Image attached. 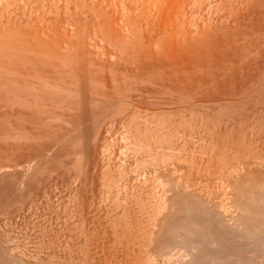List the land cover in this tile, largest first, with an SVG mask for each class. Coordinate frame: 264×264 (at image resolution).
<instances>
[{
    "label": "bare ground",
    "instance_id": "bare-ground-1",
    "mask_svg": "<svg viewBox=\"0 0 264 264\" xmlns=\"http://www.w3.org/2000/svg\"><path fill=\"white\" fill-rule=\"evenodd\" d=\"M190 1L191 0H0V215L3 214V212L4 213L7 212L6 208L9 204L22 201L21 203L22 205H24L23 201L25 202L26 199L31 198L30 196L32 194L34 195V193L36 192V195H37L38 193L42 192V186L44 185L43 182L45 181V184L48 185V182H46L48 180L47 178L55 176V174H58V175L63 174L64 176L65 172H68L69 174L71 173L72 174L71 178L73 179V181H76L77 185L78 183L80 184V182L82 183L81 185H83V186L79 185L76 188L78 187L80 188V186L83 188L85 185L88 186V184H89L88 187H90V185L92 187L93 185L92 183L96 180V176H99V173L103 170H104L103 172H105V169H103V167L105 168L104 166L105 162H106V165H108L109 167V164H107V160L113 159V158L107 157V155L109 154L106 155V152L109 149L110 151H112L111 148H109L110 147L109 139L112 136L109 139L107 137L109 122H111V120L114 119L118 114L123 113V111L126 110L125 109L126 107L127 109L130 108L131 110L132 108H134L136 111H138V109L141 108V105L143 103L141 105L139 104L137 105V102L141 103L144 100L143 102H145V105H146L147 100L152 99V98L154 99V94L156 93H161L169 97L170 103L169 102L168 103L170 105L181 101L182 103L181 102L179 103L181 104L184 103V105L186 106L185 107L186 111L189 112L188 115L191 114L192 118L188 117L187 119L189 120L190 118L189 123L183 117L184 118L183 120L187 123V126H184L185 122L182 123V119H180L182 118V115L180 113L184 111L180 109L182 111V112H179L178 114L180 115V118H179L180 125L178 122H177L178 123L177 125L176 121H178V119H175V117L177 118V116H173V115H177L179 109H175L173 107V110L175 109V112L173 111L174 112L173 114L172 111H169L171 110V108L169 107L167 111L168 112L167 116L169 117V115L170 116L172 115L174 117L175 122L172 119L173 117L172 118L170 117L169 121H171L170 124L172 123L173 124L172 126L174 128H175V124H176V128L178 127L176 130L177 132H175L176 134L180 133L181 129L179 126L181 125H182L181 128H183V126L185 128L187 127L189 128L190 124L191 126L192 124L195 125V127L192 126L194 127L192 131L190 130L191 134L194 133L193 131L195 130L196 126H198V128L200 127L206 128L205 132H202L204 135V138L206 136L209 138L207 139L208 140L207 145L205 143L206 145L205 150L206 149H208L209 151L212 150V153L215 154L214 155L215 158H218L217 161L216 159L213 161L214 159L213 154L207 151L209 152L207 153V156L208 154H210L209 156H213V157L211 158L208 156V158L210 159L208 160L207 158L206 162L210 161L212 164L214 162L217 165L219 163H216V162H219V158L221 159V161L223 160L225 161L224 158H221L223 154L224 155L222 157L225 156L226 154L224 153L225 151L226 152L230 151L232 152V154L235 155L234 156L235 158H234L231 154L235 163H237V160H238V163L236 165L235 164L234 166L232 165L233 166L232 171H230L231 175H233L234 177L237 175V177H235L237 180L234 178L235 181H233L234 180L232 179L233 176L231 177V175L228 173L229 177H227V179H229V182L227 179L225 180V182L218 181L219 184L221 183L220 184L221 186H222V183L223 185L224 183L225 185H227L226 188L225 186L224 187L222 186L223 190L226 189L224 191L223 190L220 191L222 187L221 188L217 187L219 191L222 193V197L220 200L219 198L221 195L220 194L219 196L217 195L219 197V198L217 197L219 201H217V198L213 199L215 198V195L214 197L211 196L212 198H209L210 194H213L214 191H211L212 192L211 193L209 190L208 192L209 197L208 198L204 197L205 194L207 195V193H204V192H206L208 188L204 185H201L202 183L200 184V181H202V179L201 180L199 179L200 177L198 178L200 180L199 183H197L198 185H196L197 181L196 182L194 180L190 181L196 187V189H194V187L192 189L190 188V190L195 191V193L194 191H192L194 194L192 192L188 193L189 190L187 191L188 187L186 186L187 185L189 186L190 182L189 184H181L179 182L177 186L181 188L179 187L172 188V189L166 188L165 189L166 192H164V194L160 191L164 197L161 195L160 196L164 199H161L160 196H157L153 193L155 195V198H154L155 200L153 201L152 204H149L148 202H144V203H148L149 205H151V207L148 206L149 207L148 208L147 206H145L146 204L145 205L143 204L145 206V209L144 208L141 209V206H143L142 199L148 193H146L145 195L142 193L143 194L142 195L141 192H144V191H140V193L139 192L136 193L137 196L136 195L134 196V197H137V199L140 198V197L138 198V195L141 194L143 196V198L141 197L142 201L139 199L141 201L140 202L141 204H139L141 205L139 207L140 210L133 211L136 206L133 208V210H132V207L129 208L131 202L128 203L129 206L127 205L125 206L123 204L125 208L121 206L122 204H120V206L123 207V210L122 211L120 210L121 213L119 214L118 212L119 210H117L118 216L115 215L116 216L114 219L115 221H112L113 222L112 223L109 220V222L113 224L112 228L111 226H109L110 228L107 227L111 229V231L109 230L110 231L109 235L106 234L108 233V232H105L106 229L105 230L97 229L96 225L92 222L93 220L87 221V207L88 205L90 206L89 203L92 204V202L95 201L94 200L88 203V201L91 199V198L89 199L88 197L90 194L89 192L91 191L87 192L89 188L88 187L86 188L85 186L83 190H81L80 188L81 191H79L78 190L79 188L76 189L73 187L76 191H73L74 195L71 194L72 197L70 199H71V202L74 201L73 203L74 206L76 205L75 206L76 208L75 207L74 208L75 210H77V213L79 215L77 224L79 225V228L81 229L82 235L81 234H80L81 236L78 235L80 236L79 237L80 239L77 241L76 245H74V248L76 247V251L78 252V254H81L80 255L81 258L80 256H78L80 258L79 259L76 254V257L79 260H77L76 257H73V259H70L74 261V262L70 261L71 264H203V262L205 261L203 259L205 258L204 256L211 250H213V252L214 251L220 252L221 249H224V251L223 250L222 251L223 252L227 251L228 253V251L232 247L231 243L232 241L235 240V238L240 239V240L243 238H246L252 233H255V228L257 229L258 227L264 224V196L263 198H260L262 196L259 194V192L257 193L258 195H260L259 198L258 196L257 197L255 196L256 191H258L259 188L260 190L262 189L261 187L264 188V186H259L261 185L262 182L264 183V181H262L264 179V172H263L264 167L261 169V164H259L261 170H258V169L254 170L253 168L254 165L252 164L253 166L250 168L251 165L249 166L248 164L247 165L249 166L247 167L248 171L246 173L241 172L244 169V166H242V164L245 161V159H247V163L249 162V160H251L249 159L250 156L248 157V155L244 157L245 155L244 153L248 152L247 150L249 151L254 150L253 144H255L254 146H258L260 144L259 142L260 140L258 141L254 137L256 134H254L253 137H254V140L258 141L257 145H256V142L253 143V139L252 140L249 138L247 139L246 137L247 132H251L252 134L254 133V131L258 130L259 128L262 129V127L254 125L256 126V128L255 130H253L254 126L252 124L255 121L254 122L252 121L253 122L252 124L250 123L253 126V128L251 129V125L247 124V122H249L247 121L248 115L246 117H243V116L241 117V115H244V113H246L244 112L242 114V112L244 111V107H246V100L240 101L238 96H240V94L244 95V93L247 92L246 88H248L247 87L248 85L246 86L245 83H242L241 88H239V90L240 89L241 90L239 91L237 88V78L238 77L236 78L238 72L240 74L242 69L247 67L248 65L249 67L253 68V66L256 65L257 55L259 56L260 54L264 53L263 52L264 50L262 51V48L264 47V23L263 24H261L262 22L259 23L261 24L259 26L258 25L257 26L254 25L252 27L250 26L245 31H242V32L237 31V33L235 32L236 27L234 28L235 29L234 31V29H232L233 25L232 27L230 25L231 22L228 23L229 19L233 20L231 18L234 16H232L229 19L226 18V23L224 25L222 24V26H220L218 23H217L218 25L216 24L212 25L208 23L209 24L208 26L203 27L205 25L204 23H201V22L200 23L203 24V26H199L200 24L197 22L198 19L197 21H195L198 24L191 21L192 18L189 19V14L187 12V9L189 8L188 5L190 6L189 3H193ZM262 1L264 4V0ZM225 13L227 12H224V14ZM227 15L229 17V14ZM227 15L225 14V16ZM193 20H196V19H193ZM237 22H241V21L239 20ZM240 30L241 29H239V31ZM258 65L259 64H257V67ZM258 82H260V80ZM261 84L262 83L260 82L259 85ZM251 93L249 94V96L251 95ZM165 96H164V99L166 98ZM253 96H256V94ZM240 97H243V96H240ZM254 98L256 97H253V99ZM160 99H161V96H160ZM257 99H256V102L259 101V99L258 101ZM172 100H173V103H172ZM150 101H148L147 104H152V102L150 103ZM167 101L166 102L164 101V102L167 103ZM248 102H251V99ZM148 106L146 107L148 108ZM205 106L209 108V110L212 112V113L209 112L211 114H208V113H206L207 115L204 114L203 110L206 111L207 108L206 109L205 108L202 109V108ZM177 108L179 107L177 106ZM242 109L243 111L240 112V110ZM245 109H248V107ZM135 110H132V111L136 112ZM140 110H139V114L141 112ZM166 110H161V112L166 111ZM209 110L207 109V111ZM125 113L123 115H126ZM130 113H128L129 115H132V118L130 116V119H133L135 115L138 114L137 112L136 114L135 113L130 114ZM148 113H149V110H148ZM150 113L153 114V111ZM156 114L157 113H155L154 116L150 115L152 118L151 120H153V118L155 119ZM164 114L160 113V118H161V115L163 116L161 119L157 117L159 115L156 116V118H158L157 121H159V124L156 125V128L160 127L161 124H164V123H166L164 125H167L166 119L168 117L166 118ZM146 115L148 116V114ZM147 116H145L144 118L145 119V121H143L144 123L139 121L141 123L140 125L139 123L138 125L136 124L137 120L135 119L137 118V116L136 118L133 119L135 120L134 125H137L138 128H140L141 130L137 129V126L135 130L133 128L134 125H131L133 124L131 123L132 120H130V123H131L130 125L132 126L131 129L132 128L133 129L132 131L130 129L131 132L129 133L131 134V136L130 135L128 136H130V140L132 138L131 146L133 145L134 148H136V150H133L132 149L133 147H131L130 145H129V149L131 148L133 152L134 151L137 152V150L139 149H140L139 152H141L142 151L141 149L144 150L145 147H151L152 144H155V143H152L150 145V142L151 141L153 142V140L154 142L157 141L158 143V144L156 143L157 146L162 143V142L160 143V140L158 139L163 138L167 140V138H164L163 135L159 136L160 132L157 133L155 131V133L157 134L154 133V130L156 128L153 129V134L151 133L152 131L151 128L153 127H151L150 125V128H149L148 126L152 122H150L149 120L150 116L149 117ZM143 117L140 115V118H143ZM244 118L245 119L247 118V120H245ZM164 119L166 122L163 121ZM261 119H259L258 121H260ZM157 121L156 123H158ZM128 122L129 120L124 123L125 124L124 126L126 125L129 126V124H126ZM147 123H149L148 126H146ZM153 123L156 124L154 121ZM143 124L146 126L144 127H145V130L147 131L142 130L143 128L141 126H143ZM247 125H250V128ZM257 125H261V124L259 123ZM261 126L264 127V125H261ZM160 128L157 131L160 130L163 132L162 130L163 127H160ZM165 128L166 127L164 126V132L165 130L167 131V128H169L168 130H170V128L172 127L169 126L166 129ZM172 129L170 131H172V135H173L175 134L174 133L175 130L173 129L174 130L173 131ZM127 132L125 136L128 134ZM146 132H148V134L149 133L151 134L148 135L146 134ZM143 133L148 135V137L149 136L150 137L149 138L147 136L145 137ZM168 133L171 135L169 131L166 134ZM154 134L156 135V137L158 135L159 138L157 137L158 139L156 138L155 140ZM184 134L185 133H183V135ZM177 135H174L175 139H178ZM185 135L190 136V134L188 135L185 134ZM259 135H257L258 138L261 137V136L259 137ZM262 136H264V134ZM169 137H171L172 139V136H168V138ZM186 138L183 139L185 140V142H190V140H192L191 138L190 140H186ZM203 140H205L204 142H206V139H203ZM204 142H202L201 146L203 145ZM167 144H164V145H167ZM205 145H203L202 148H204ZM154 146L156 147V145H153V147ZM190 149H193V148H190ZM147 150H149V148H147ZM154 150L156 152V149ZM139 152L134 153V154L138 155ZM228 152H227V155H228ZM256 152L257 150L253 151L255 155H257ZM157 153L159 154V150L157 151ZM168 153H167V156L170 155ZM203 153L204 152L201 153L200 151H198V155H201ZM182 154L184 155L185 153H182ZM182 154L181 156H183ZM242 154L244 155L241 156ZM260 154L262 155V153ZM219 155L220 157H218ZM149 156L151 157V154ZM171 156L173 155H170V157H167L168 160L169 158H171ZM191 156L192 155L190 154L189 157L191 158ZM197 156L195 158H197ZM138 157L140 158V156ZM160 157H162V155ZM165 157L159 158V155H158L157 160L152 159L153 160L152 162L155 163L158 160H159L158 162H160V159L162 161V159H164ZM236 157L238 159H236ZM241 157H243L244 160ZM192 158L194 159V156ZM177 159L179 158L176 157V160ZM241 159L243 160L242 164H241ZM259 159L255 161H259ZM135 160L136 158L134 159V162ZM172 160L176 161L175 159H172ZM230 160H232V158ZM113 161H117V160L115 159ZM137 161H142V160H137ZM161 163L162 162L159 163L160 166L162 165ZM188 163L189 162H187V164ZM253 163H256V162H253ZM259 163L263 164V159ZM134 164L135 163H133V165ZM208 164L209 163H207V165ZM120 165L117 164V167L122 166ZM175 165L177 166V164ZM204 165L202 164V166ZM255 165L257 166V164ZM152 166H153V163H152ZM113 167H116V166H113ZM167 167L171 168V165ZM245 167H246V163H245ZM181 168L182 170L185 169V167L184 168L181 167ZM148 169L149 168H147L146 170L147 172H148ZM197 169L195 171H197ZM225 169L223 170L225 171ZM227 169H230V168H227ZM121 170H124V168ZM129 170L130 169L128 168L127 171L130 172ZM163 170L164 169H162V171ZM201 170H202V167H201ZM210 170L212 169L210 168ZM115 171H117V169H115ZM153 171L154 170H152V172ZM200 171L199 173L201 174ZM109 172H110V169H109ZM117 172L120 173L119 171ZM232 172L234 173L232 174ZM118 173L116 175H118ZM160 173L163 175L164 172H160ZM105 174L106 173H102L101 175L105 176ZM122 174L124 173L122 172ZM166 174L168 176L169 173L167 172ZM210 174L211 173H209V176ZM220 174L221 173H219L218 175ZM108 175H112V177L114 176L111 173H109ZM124 175L126 177V174ZM172 175H175V173ZM195 175L193 176L192 174L191 176H193L194 178ZM165 176L163 177L165 178ZM226 176H227V173L225 174V177ZM176 177L172 176V180L173 178L175 179ZM179 177L177 178L179 179ZM211 177L213 176L211 175ZM225 177L224 178L222 177V179H225ZM122 178L124 179V177ZM126 178H128V176ZM137 178L138 177H136V179ZM103 179L104 177L100 178V180L97 182L98 189L96 191L97 199H102V200H103V194H105V191L106 190L110 191L109 189H106L104 192H102V195H101V188H103L105 185H106L105 186L106 188L107 184L110 182V180L108 179L109 180L108 183L105 184L106 179H104V181ZM148 179L149 180L153 179V177L152 178L149 177ZM166 179L167 177L165 178V181L168 182V179L167 180ZM218 179H221V178H218ZM69 180L70 179L68 178V181ZM172 180L171 181L169 180V182L172 183L173 185ZM214 181H216V179ZM226 181L229 184H227ZM51 182L52 181H50V183ZM147 182L144 183V185L142 183H140L139 185L138 184L139 182H138L137 186L139 185V188L141 189L143 188V186H149L147 188H143L144 190L146 189L149 192V190H152L151 189L152 184H150L151 185V188H150V185H148ZM175 182H177V180ZM206 183L207 182L205 181V183L203 184H206ZM209 183L213 184V181ZM130 184H134V183L131 182L129 183V185ZM47 185H45L44 187H48L50 184L48 186ZM123 185H126V184H123ZM172 185L170 184L168 186L171 187ZM194 185H191V186H194ZM200 185L203 187L204 191L202 189L199 192L200 187H201ZM70 186L72 187V184ZM117 186H119V184ZM49 187H51V185ZM95 187L97 188V186ZM154 187H157V186H153V188ZM40 188H41V191L38 192ZM163 188H165L164 185H163ZM198 188L199 190H197ZM228 188L230 190H227ZM45 189L46 188H44V190ZM174 190L175 191L177 190V191L173 192ZM10 191L16 192V196L14 197V199L10 195V193L13 195L14 192L12 193ZM170 191H172V194H173V195L170 194L171 195L170 197H172L171 198L172 202L174 201L173 197L176 196L175 198L181 199L182 204H180L179 206L181 207V205H184V204L186 206V208H184L186 211L183 209L184 215H185L183 216V218L185 219V221H183V218L181 216L183 215V212H180L182 210H179L181 215L179 213L178 214L181 217L179 216L180 218L178 219L181 220L180 221L181 223L185 222L182 225L186 229L185 231L187 233L185 232L186 234H184L183 232L182 234L184 235L179 236L177 238H175L176 235L173 236V234H171L174 237V239L171 237V235H168L167 233L168 232L176 233V230L177 229L179 230L180 228L175 227V229L177 228L176 230L174 229L173 231H170L171 229L174 228L173 227L174 222L170 223L173 226L172 228H169L170 229L169 231L164 230L165 228H163L165 224H169V221H167L168 222L167 223L166 219L169 217L170 205L172 203L171 200L168 199L170 198L168 194L170 193ZM197 192H199L198 193L199 195L201 193V197L195 195L197 194ZM202 192L204 193V195ZM220 192H217V193H220ZM174 193H175V196H174ZM263 193L261 194L263 195ZM36 195H34V198ZM107 197H109V195L106 196V198ZM151 197L152 196H150L149 198L151 199ZM195 197L196 198L198 197L197 199L200 198V200L202 198L203 200L204 199L206 200L195 201ZM146 198L148 197H145V199ZM75 199L77 200L76 204H75L76 202ZM97 199L95 201L96 203L94 202L95 203L94 205L97 204ZM115 199H119V197ZM102 200L100 201L102 202ZM191 200L192 201L194 200V202H192ZM116 201L118 200H115V202ZM150 202H152V199ZM70 204L71 203H69V205ZM94 205L92 204V206ZM120 206L119 208H121ZM146 207L148 210H146ZM109 208L110 207H107L108 210H110ZM116 208H118L117 205H116ZM136 209H138V207ZM89 210L91 211V209ZM185 212L186 214L191 213L190 215L193 217V218L189 217L190 220L188 222H186L187 221L186 219H188V217L186 216ZM178 214L176 215V218L174 217V220H170V221L171 222L175 221V219H177ZM201 218H205V219L204 220L202 219L201 221ZM1 221L2 220L0 219V226L3 223V222L1 223ZM259 223H262V224H259ZM106 225H111V224L109 223L107 224L106 222L105 226ZM179 225L180 224H177L175 226H179ZM64 227H67V226H65L64 224ZM166 229H168V226ZM70 230L71 231H68V230L67 231L72 233L73 228ZM163 230L166 232L167 235L165 234ZM163 232L167 237L170 236V238L164 239L165 237L164 235H162ZM180 234H181V231H180ZM68 237L69 236H67V238ZM4 238L2 237V239ZM2 239L0 240L2 241ZM76 239L78 238H75V240ZM169 239H173L174 241L169 240ZM2 242H0L1 250L3 249V247H5L2 244L6 243V241L3 243ZM9 246H11V244H9ZM6 247L5 248L7 250L10 249V247L8 248V245ZM68 247L69 246H67V248ZM161 248L164 249L163 252H160ZM6 249L5 251L2 250L3 252H5L4 255H6V253H9L12 249H14V247H11L10 251L8 252ZM1 250L0 252H2ZM36 253L38 254V252ZM21 254L23 253L21 252ZM210 254L213 255L214 253H210ZM222 254H225V253H222ZM10 255L11 253H9V256ZM20 255H18V257ZM67 255H69V253ZM11 256H13V254ZM209 256L210 255H208V257ZM228 256H229L227 257L228 259L232 257V256L230 257L229 254ZM213 258H214V263H215L217 260L215 261V257ZM232 258H231V261L233 263V260H235L236 257L234 259ZM3 259L5 258L3 257ZM220 259H222V256L217 261L218 263ZM222 260H223L222 262L226 261L224 259ZM208 263L205 262V264H208ZM224 263L228 264L229 261L224 262ZM60 264H65V263H60ZM68 264L70 263L68 262Z\"/></svg>",
    "mask_w": 264,
    "mask_h": 264
},
{
    "label": "rangeland",
    "instance_id": "rangeland-1",
    "mask_svg": "<svg viewBox=\"0 0 264 264\" xmlns=\"http://www.w3.org/2000/svg\"><path fill=\"white\" fill-rule=\"evenodd\" d=\"M262 0H191L190 2H193V3H189L190 4V6L188 5V9H187V12H188V14H189V19H191L192 18V20L191 21H193V22H195V21H197V19H198V23L200 24L199 26H203V24H201V23H204V25L205 26H203V27H206V26H208L209 24H212V25H220V26H222V24L224 25L225 23H226V18L227 19H229V18H231L232 16H234V17H232L231 19H233V20H230L229 19V21H228V23H230L231 22V27H232V25H233V28L232 29H234L235 27V29H236V31H235V29H234V31L237 33V31L238 32H242V31H245L246 29H248V27H252V26H254V25H261V24H263L264 23V4H263V1L261 2ZM201 2V3H200ZM227 2V3H226ZM243 2V3H242ZM247 2V3H246ZM200 3V4H199ZM252 3H253V5H252ZM194 5V7H193V5ZM196 5V6H195ZM225 5V6H224ZM233 5V6H232ZM259 6V7H258ZM202 8V9H201ZM209 8V9H208ZM230 8V9H229ZM233 8V9H232ZM260 8V9H259ZM196 9V10H195ZM229 9V10H228ZM231 9H232V11H231ZM238 9V10H237ZM253 9V10H252ZM200 11V12H199ZM219 11V12H218ZM239 13H238V12ZM205 12V13H204ZM224 12H227V13H225L226 15L227 14H229V17H228V15L227 16H225V14H224ZM230 12V13H229ZM235 12H237V13H235ZM241 12V13H240ZM215 13V14H214ZM235 13V14H234ZM262 13H263V15H262ZM194 14H195V16H194ZM197 14V15H196ZM255 14V15H254ZM258 14V15H257ZM198 15H200V16H198ZM222 15H223V17H222ZM236 15V16H235ZM262 15V16H261ZM204 16V17H203ZM206 16V17H205ZM213 16V17H212ZM246 16V17H245ZM212 17V18H211ZM215 17V18H214ZM220 17V18H219ZM222 17V18H221ZM225 17V18H224ZM237 17V18H236ZM210 18V19H209ZM255 18V19H254ZM193 19H196V20H193ZM200 19V20H199ZM203 19H205V20H203ZM213 21H212V20ZM241 21V22H237V21H239V20ZM244 21H242V20ZM203 20V21H202ZM208 20V21H207ZM209 20H210V22H209ZM205 21V22H204ZM213 23H212V22ZM249 21V22H248ZM197 22H195V23H197ZM201 22V23H200ZM207 22V23H206ZM216 22V23H215ZM233 22V23H232ZM247 22H248V24H247ZM257 22V23H256ZM262 22V23H261ZM197 23V24H198ZM209 23V24H208ZM218 23V24H217ZM259 23H261V24H259ZM207 24V25H206ZM236 24V25H235ZM255 26V27H256ZM241 27H243V28H241ZM244 27H245V29H244ZM239 29H241L240 31H239ZM240 43H242V42H240ZM264 50V47L262 48V51ZM264 52V51H263ZM263 55V56H262ZM259 57V58H258ZM263 58V59H262ZM259 62V63H258ZM263 62V63H262ZM257 64H259L258 65V67H257ZM261 65V66H260ZM263 65V66H262ZM247 67H248V69H247ZM247 67H245V68H243L242 69V71H241V75L239 74V72H238V74H237V76H236V78H237V88H238V90H239V88H241V84L242 83H245L246 84V86L248 87V88H246L247 89V94L246 93H244V95L243 94H240V96H243V97H240V96H238V98L240 99V101H243V100H246V107H244V111H243V109L242 110H240V112L241 111H243L242 112V114L244 113V112H246V113H244V115H241V117L243 116V117H246L247 115V118H248V120H247V118L245 119V120H247V121H249V122H247V124H252L254 121V123L252 124L253 126L254 125H256V126H260V127H262V129L261 128H259V127H257V128H259L258 130H256V131H258V132H256V131H254V133H252L251 134V132H247V139L249 138V139H253V143H255L256 142V145L258 144L257 142L259 141L260 142V144L258 145V146H254L255 144H253V147H254V150H252V151H249V150H247L248 152H246V153H244V154H242L241 156H243L244 155V157H246L247 155H248V157H249V159H251V160H249V162L247 163V159H245V161L243 162V157H241L242 159H241V164H242V162H243V164H242V166H244V169L241 171V172H243V173H246L247 171H248V169H247V167H249L250 165V168L254 165V170L255 169H258V170H261L263 167H264V138H262V137H264V136H262L263 134H264V127L263 126H261V125H264V90H262V89H264V53H262V54H260L259 56L257 55V57H256V65H254L253 66V68L252 67H249V65L247 66ZM262 67V68H261ZM244 69H245V71H244ZM247 69V70H246ZM245 73V74H244ZM247 79H246V78ZM249 77V78H248ZM253 77H254V79H253ZM263 79V80H262ZM241 80V81H240ZM260 80V82L262 83L261 85H259L260 84V82H258ZM262 80V81H261ZM246 81V82H245ZM256 81V82H255ZM251 82H253V83H251ZM258 82V83H257ZM240 83V84H239ZM239 85H240V87H239ZM256 85V86H255ZM253 86H254V88H253ZM262 88H261V87ZM252 88H253V90H252ZM258 88V89H257ZM251 91H250V90ZM254 89H256V90H254ZM241 90V89H240ZM239 90V91H240ZM250 91V92H249ZM253 94H252V93ZM259 92V93H258ZM251 93V95L249 96V94ZM256 94V96H253V95H255ZM158 97H156V96ZM163 94H161V93H156V94H154V99H156V100H154L153 98V100L152 99H148L147 100V102L148 101H150V103L152 102V104H147V102H146V105H145V102H143L142 100H140V101H142L141 103H139V102H137V101H139V100H137L136 102H137V105L139 104V105H141L142 103L144 104H142L141 105V108H139L138 109V111H136L134 108H132L131 110H130V108H128L127 109V107L125 108L126 110H124L123 111V113H121V114H118L114 119H112L111 120V122H109V124H108V126H109V128H108V132H107V137H108V139H109V141L111 142V144H110V142H109V148H111V150L113 151H110V149L108 150V149H106V150H108L107 152H106V155L107 154H109V155H107V157L109 158H113V159H111V160H107V164H109V167H108V165H106V162H105V168L103 167V169H105V172H103V171H101L100 173H99V176H96V180L92 183L93 185H92V187H91V185H90V187H88L89 186V184H88V186H86V188L88 187L89 189L87 190V192L88 191H91V192H89L88 194H89V201H88V203L89 202H92V201H96V199H97V193H96V191H97V189H98V184H97V182L100 180V178H102V177H104V179H106V183L105 184H107L108 183V181L110 180V182L107 184V187L105 188V186L103 187V188H101V195H102V192H104L106 189H109L110 191H108V190H106L105 191V194H103V200L102 199H97V204L96 205H94L95 203L94 202H92V204L94 205V206H92V204L91 203H89L90 204V206L88 205V207H87V221H92L95 225H96V227H97V229H99V230H105V232H108V233H106L107 235H109V233H110V231H111V229H109L110 227L109 226H111V228H112V221H115L114 219H115V217L116 216H118V213H117V210H119L118 212H119V214L121 213V211L123 210V207L125 208V206L127 205V206H129L128 205V203H130V207L129 208H131L132 207V210H133V208H134V210L133 211H135V210H140V206L141 205H139V204H141L140 202L142 201V205L144 204H146L145 206H149V207H151V205H149V204H152L153 203V201L155 200L154 198H155V195H157V196H163V194H164V192H166V188H168V189H172V188H176V187H179V186H177L178 185V183L180 182L181 184H189V182L190 181H192V180H194L195 182H196V185H198L197 183H199V181L202 179V181H200V184L201 185H204V186H206L208 189H207V191L206 192H204V193H207V195L205 194L204 195V193H203V195H204V197H206V198H208L209 196H208V192H209V190H210V192L211 191H214V193L213 194H210V197L209 198H212V197H214V195H215V198H213V199H216L218 196H219V194L221 195L220 196V198H219V200L221 199V197H222V193L220 192V191H222L223 190V187L225 186V188H226V186L227 185H225V183H224V185H223V183H222V186L219 184V182H222V181H224L225 182V180L227 179V177H229L228 176V173L231 175V172L230 171H232V167L234 166V164L236 165L237 163H238V160H237V163H235V161H234V159H233V157L235 156L234 154H232V152H228V155H227V152L225 151L224 153H226L225 154V156L224 157H222L221 156V158H224L225 159V161L223 160V161H221V159L219 158V162H216L217 160H218V158H215V154H213L212 153V150L211 151H209L208 149H206L205 150V147H206V145H207V142H208V140L207 139H209L207 136V138L205 137L204 138V135H203V133L202 132H205V130H206V128L204 127V128H202V127H200V128H198V126H196V128H195V130L192 132L193 134H191V131H192V129L195 127V125H193L192 124V126H194V127H192L191 126V124L189 125L190 127V129L187 127V128H185L184 126H187V123L183 120L184 118H185V120H187L188 119V117H191V114L190 115H188V111H186V109H185V105H184V103L183 104H181L182 102L181 101H179V102H181V103H179V102H177V101H175V102H177V103H175V104H171L172 105V107H171V105L169 104L170 102V100H169V97H167V96H165V95H163ZM261 95H263V96H261ZM160 96H161V99H160ZM164 96L166 97L165 99H164ZM246 96V97H245ZM156 97V98H155ZM248 97V98H247ZM253 97H256V98H254L253 99ZM168 98V99H167ZM251 99V102H248V101H250V99ZM259 99V101H258V99ZM263 98V99H262ZM256 99H257V101L258 102H256ZM158 100H159V102H158ZM168 100V101H167ZM248 100V101H247ZM262 100V101H261ZM161 101V102H160ZM167 101V103H165V102ZM169 102V103H168ZM172 103H173V100H172ZM250 105H249V104ZM256 105H255V104ZM258 103V104H257ZM263 105H262V104ZM158 104V105H157ZM161 104V105H160ZM164 104V105H163ZM165 104H169L168 106L167 105H165ZM182 106H181V105ZM149 105V106H148ZM151 105V106H150ZM262 105V106H261ZM146 106H148V108L146 107ZM177 106L179 107V108H177ZM140 107V106H139ZM143 107V108H142ZM151 107V108H150ZM169 107L171 108V110H169V111H174L175 112V109H182L184 112H182L181 110L179 111L178 110V113H177V115H173V116H177V118L175 117V119H178V121H176V123L178 122L179 123V125H180V122H179V118H180V115H178L179 114V112H182V113H180L181 115H182V118H180V119H182V123H184L185 122V125L183 126V128H181L182 127V125L181 126H179L180 127V133L183 135V133H185V134H190V136L188 135V136H186L185 134V137H184V135L182 136L180 133H175V132H177L176 130H177V128H176V124H175V128L172 126L173 124L171 123L170 124V122L171 121H169V119H170V117L172 118L173 116L171 115H169V117L167 116V114H168V109H169ZM173 107L175 108L174 110H173ZM182 107V108H181ZM248 107V109H245V108H247ZM206 109L207 108V106H205V107H203L202 109ZM259 110H258V109ZM141 109V110H140ZM158 109V110H157ZM167 109V110H166ZM208 110H209V108H207ZM207 109H206V111H207ZM128 110V111H127ZM132 110H135L138 114H139V110L141 111L140 112V114H139V116H138V114H136V112H134V111H132ZM147 110V111H146ZM148 110H149V113L150 112H152L153 111V114L152 113H148ZM155 110V111H154ZM161 110H166V111H162L161 112ZM248 112H247V111ZM147 112V113H145V112ZM160 111V112H159ZM177 111V110H176ZM204 111V114L205 115H207L206 113H208V114H211L212 112L209 110V111H205V110H203ZM253 113H252V112ZM255 111V112H254ZM256 111H257V113H256ZM126 112V113H125ZM130 113V112H132V113H135L136 115H135V117L134 118H136V116H137V118L135 119V120H137V122H136V124L138 125V123H139V125L141 124L140 122H143V121H145V116H147L146 114H148V116L147 117H149L150 115H153L154 116V114L155 113H157L156 114V116L157 115H159V116H157L159 119H161L163 116L161 115V118H160V113L161 114H164L165 112H167V113H165L164 114V116L168 119H166V121H167V125H164V124H166V123H164V124H161V126L160 127H163V132H164V126L167 128V127H169V126H171L172 128H170V130L172 129L173 131H174V133L175 134H173L172 135V131H170V130H168L169 128H167V131L165 130V132L163 133L162 131H160L161 130V128L160 127H157L156 128V125H158L159 124V121H157V119L158 118H156V116H155V119L153 118V120H151L152 118H151V116L149 117L150 119V122H152L153 123V121L156 123V121L158 122V123H156V124H152V123H147V125L146 126H148V124H149V128H150V125H151V127H153V128H151L152 129V131H151V133L153 134V129H155L154 130V133H155V131L157 132V133H159L160 132V134H161V132H162V134L160 135L159 134V136H162L163 135V137L164 138H167V140L166 139H163V138H161V139H158L159 138V136L157 135V137H156V135L155 134H157V133H155L154 134V137H155V140H156V138L158 139V140H160V145H158L157 146V141L156 142H154V140H153V142L151 141L150 142V145L152 144V143H155V144H152L151 145V147H145L144 148V150L143 149H141L142 151H144V152H139L140 151V149L139 150H137V152H139V154H141V155H136V154H134V153H137V152H133V150H136V148H134V146L132 145L131 146V143H132V138H131V140H130V136H131V134L129 133V132H131L132 131V129L134 128H136V126L137 125H134L135 124V120H133V119H130V116H131V118H132V115H129L128 113ZM174 112H173V114H174ZM209 112H211V113H209ZM126 114V115H123V114ZM132 113H130V114H132ZM142 113H144V114H142ZM255 113V114H254ZM128 114V115H127ZM176 114V113H175ZM250 114V115H249ZM253 114V115H252ZM134 115V114H133ZM140 115L143 117V115H144V117L143 118H140ZM122 116V117H121ZM152 116V117H153ZM179 116V117H178ZM255 116V117H254ZM121 117V118H120ZM126 117V118H125ZM139 117V118H138ZM184 117V118H183ZM192 118V117H191ZM253 118V119H252ZM262 118V119H261ZM116 119V120H115ZM123 119V120H122ZM129 120V122L128 123H126V124H129V126L128 125H126V126H124L125 124V122H127L128 120ZM138 119H140V120H138ZM173 119V121L175 120L174 119V117L172 118ZM243 119V118H242ZM250 119V120H249ZM252 119V120H251ZM256 119H257V121H256ZM259 119H261L260 121H258ZM116 122H115V121ZM130 120H132L131 121V123H133V124H131L130 123ZM156 120V121H155ZM189 120H190V118H189ZM189 120H187V122L189 123ZM120 121H122V122H120ZM134 121V122H133ZM140 121V122H139ZM163 121H165V119L163 120ZM165 121V122H166ZM181 121V120H180ZM251 121V122H250ZM253 121V122H252ZM113 122V123H112ZM120 122V123H119ZM175 122V121H174ZM257 122V123H256ZM112 123V124H111ZM115 123H116V125H115ZM144 123V122H143ZM178 123H177V125H178ZM256 123V124H255ZM261 124V125H257V124ZM112 126H111V125ZM134 125L133 126V128L131 129V125ZM170 124V125H169ZM250 124V125H251ZM155 125V126H154ZM250 125H247V126H249V128H250ZM251 125V129L253 128V126ZM111 126V127H110ZM145 125L143 124V126H141L143 129L142 130H145V127H144ZM256 126H254V129L253 130H255V128H256ZM126 127V128H125ZM129 129H128V128ZM140 127V126H139ZM160 128V130L159 131H157L158 129ZM165 128V129H166ZM185 128V129H184ZM130 129H131V131H130ZM137 129H140V128H138V126H137ZM185 131H184V130ZM187 129V130H186ZM197 129H198V131H197ZM199 129H200V131H199ZM251 129H250V131H251ZM261 129V130H260ZM136 130V129H135ZM141 130V129H140ZM183 130V131H182ZM191 130V131H190ZM252 130V131H253ZM263 130V131H262ZM128 131V132H127ZM145 131H147V130H145ZM145 131H144V133H145ZM149 131V130H148ZM170 132L171 133V135L168 133V134H166L167 132ZM189 131V132H188ZM233 131H235V130H233ZM248 131H249V129H248ZM260 131V132H259ZM261 131H262V133H261ZM112 132V133H111ZM125 132V133H124ZM126 132L128 133L126 136H128V135H130V136H128V137H126L125 136V134H126ZM143 132V131H142ZM150 132V131H149ZM197 132V133H196ZM256 132V133H255ZM143 133V135L146 137H148V135L149 134H151V133H149L148 134V132H146V134H148V135H146V134H144ZM248 133H250V134H248ZM257 133H259V134H257ZM167 135V136H165V135ZM205 134V133H204ZM254 134H256L255 136H254ZM174 135H177V138L178 139H175L174 138ZM207 135V134H206ZM250 135V136H249ZM251 135H252V137H251ZM257 135H259V137L260 138H258V136ZM125 136V137H124ZM168 136H172V139H171V137H169L168 138ZM179 136V137H178ZM181 136V137H180ZM192 136V137H191ZM202 136H203V138H202ZM255 137V139H257V140H254V137ZM257 136V137H256ZM121 137V138H120ZM150 137V136H149ZM148 137V138H149ZM187 137V138H186ZM194 137V138H193ZM126 138V139H125ZM174 138V139H173ZM184 138H186V140H190V138L192 139V140H190V142H185V140H183ZM189 138V139H188ZM163 139V140H162ZM170 139V140H169ZM202 139V140H201ZM203 139H206V142H204L205 140H203ZM150 140V139H149ZM162 140V141H161ZM173 140V141H172ZM113 141H115V142H113ZM131 141V142H130ZM165 141V142H164ZM172 141V142H171ZM181 141V142H180ZM113 142V143H112ZM117 142V143H116ZM126 142V143H125ZM128 142V143H127ZM164 142V143H163ZM170 143V145H169V143ZM184 142V143H183ZM201 142V143H200ZM202 142H204L203 143V145H205V143H206V145L204 146V148H202L203 147V145L201 146V144H202ZM116 143V144H115ZM130 143V144H129ZM157 143V144H156ZM168 143V144H167ZM189 143V144H188ZM114 144V145H113ZM164 144H167V145H164ZM200 144V145H199ZM126 145H127V147H126ZM129 145L131 146V147H133L132 149L133 150H131V148L129 149ZM150 145H148V146H150ZM153 145H156V147L154 148L153 147ZM184 145V146H183ZM114 146V147H113ZM125 146V147H124ZM165 148H164V147ZM160 147H161V149H160ZM181 149H180V148ZM200 147V148H199ZM252 147V148H253ZM256 147V148H255ZM147 148H149V150H147ZM159 148V149H158ZM189 148V149H188ZM190 148H193V149H190ZM147 151H146V150ZM152 149V150H151ZM154 149H156V152H155V150ZM168 149H169V151H168ZM173 149H175V150H173ZM184 149V150H183ZM186 149H188V150H186ZM196 149H198V150H196ZM201 149H202V151H201ZM159 150V154L157 153V151ZM164 150V151H163ZM177 150V151H176ZM185 150H186V152H185ZM195 150V151H194ZM205 150V151H204ZM255 150H257V152H256V154L257 155H255L254 153H253V151H255ZM115 151V152H114ZM128 151V152H127ZM150 151V152H149ZM154 152V153H152V152ZM173 151H174V153H179V154H174L173 153ZM198 151H200L201 153L202 152H204L203 154H201V155H198ZM207 151H209L210 153H212L213 154V156H209L210 154H208V156L209 157H213L214 159H213V161L216 159V163H219V164H215L213 161V164L210 162V161H207L206 162V159L208 158V156H207V153H209V152H207ZM109 152V153H108ZM164 154H163V153ZM169 152V153H168ZM181 152V153H180ZM197 152V153H196ZM250 152V153H249ZM112 153V154H111ZM167 153L168 154H170V155H173V156H171V158H169V160H168V158L167 157H170V155L169 156H167ZM172 153V154H171ZM182 153H185L184 155L182 154ZM188 153V154H187ZM248 153V154H247ZM260 153H262V155L260 154ZM146 154H148V155H146ZM151 154V157L149 156ZM159 155V158H162V157H165L164 159H162V161H161V159H160V162H162L161 164V166H160V162H158V161H156L155 163L154 162H152L153 160L152 159H156L157 160V158H158V155ZM162 155V157H160L161 155ZM181 154L183 155V156H181ZM187 154V155H186ZM190 154L192 155L191 156V158L194 156V159L192 158H190L189 156H190ZM231 154H232V156H231ZM112 155V156H111ZM155 155H157V156H155ZM189 155V156H188ZM197 156V158H195L196 156ZM114 156V157H113ZM128 156V157H127ZM138 156H140V158L138 157ZM145 156V157H144ZM155 156V157H154ZM187 156V157H186ZM206 156V157H205ZM228 158H227V157ZM176 157L177 158H179V159H177L176 160ZM185 159H184V158ZM218 157H220V155L218 156ZM247 157V158H248ZM254 157V158H253ZM263 157V158H262ZM136 158V160H135V162H134V159ZM139 158V159H138ZM148 158V159H147ZM188 158H189V160H188ZM205 158V159H204ZM227 158V159H226ZM232 158V160H230ZM235 158V157H234ZM259 158H261V159H259ZM117 160V161H113V160ZM145 159V160H144ZM147 159V160H146ZM165 159H166V161H165ZM172 159H175L176 161H174V160H172ZM182 161H181V160ZM210 158H208V160H209ZM230 160V162H229V160ZM236 159H238L237 157H236ZM259 159V161H255V160H258ZM263 159V164L262 163H259V162H261V160ZM137 160H142V161H137ZM172 160V161H171ZM185 160H187V161H185ZM203 160H205V161H203ZM228 160V161H227ZM252 160H253V162H256V163H253L252 162ZM180 161H181V163H180ZM184 161V162H183ZM203 161V162H202ZM138 162V163H137ZM142 162V163H141ZM158 162V163H157ZM168 162H170V163H168ZM173 162V163H172ZM175 162V163H174ZM183 162V163H182ZM187 162H189L188 164H187ZM191 162V163H190ZM222 162H223V164H222ZM225 162V163H224ZM229 162V163H228ZM233 162V163H232ZM250 162H252V163H250ZM113 165H112V164ZM132 163V164H131ZM133 163H135L134 165H133ZM152 163H153V166H152ZM166 163V164H165ZM172 163V164H171ZM201 163V164H200ZM206 163V164H205ZM207 163H209L208 165H207ZM227 163H228V165H227ZM231 163V164H230ZM245 163H246V167H245ZM117 164L118 165H120L121 167H117ZM129 164V165H128ZM138 164V165H137ZM147 164V165H146ZM157 166H156V165ZM163 164H165V165H163ZM174 164V165H173ZM175 164H177V166L175 165ZM202 164L204 165V166H202ZM211 164V165H210ZM221 164V165H220ZM224 164H225V166H224ZM230 164V165H229ZM249 164V166H247ZM253 164V165H252ZM255 164H257V166L255 165ZM259 164H261V169H260V165ZM124 165V166H123ZM127 165V166H126ZM131 165V166H130ZM141 165V166H140ZM171 165V168L170 167H167V166H170ZM199 165H201V166H199ZM226 165H227V167H226ZM233 165V166H232ZM259 165V166H258ZM106 166H107V168H106ZM111 166V167H110ZM113 166H116V167H113ZM135 168H134V167ZM140 168H139V167ZM147 166V167H146ZM175 166V167H174ZM179 166V167H178ZM185 167V169H183L182 170V168L181 167ZM209 166V167H208ZM212 166H214V167H212ZM224 168H223V167ZM255 166H256V168H255ZM127 167V168H126ZM133 167V168H132ZM143 167V168H142ZM156 167H158V168H156ZM163 167V168H162ZM167 169H165V168ZM177 167V168H176ZM200 167V168H199ZM201 167H202V170H201ZM206 167V168H205ZM208 167V168H207ZM220 167V168H219ZM259 167V168H258ZM112 168V169H111ZM124 168V170H121V169H123ZM128 168L130 169L129 171L130 172H128L127 170H128ZM132 168V169H131ZM147 168H149L148 169V172L146 171L147 170ZM152 168H154V169H152ZM156 168V169H155ZM168 168H170V169H168ZM199 169V171L201 172V174L199 173V171H198V169ZM210 168L212 169V170H210ZM221 168H222V170H221ZM226 168V169H225ZM227 168H230V169H227ZM249 168V169H250ZM252 168V169H253ZM107 169V170H106ZM109 169H110V172H109ZM115 169H117V171H119L120 173H118L117 171H115ZM136 169V170H135ZM154 170L153 172H152V170ZM162 169H164L163 171H162ZM197 169V171H195ZM208 169V170H207ZM223 169H225V171L223 170ZM251 169V170H252ZM264 169V168H263ZM113 171V173H112V171ZM132 170V171H131ZM145 170V171H144ZM158 170V171H157ZM169 170V171H168ZM170 170H171V172H170ZM173 170V171H172ZM177 170H178V172H177ZM182 170V171H181ZM205 170H207V171H205ZM227 170V171H226ZM229 170V171H228ZM106 171H108V172H106ZM138 171V172H137ZM196 172V173H194V172ZM263 171V170H262ZM116 172V173H115ZM122 172L124 173V174H126V177L128 176V178L131 180V182L132 183H134V184H130L129 185V183H131L130 182V180L128 179V178H126L125 177V175L124 174H122ZM135 172V173H134ZM158 173V175H157V173ZM160 172H164L163 173V175L160 173ZM169 173L168 174V176H169V178H168V176H167V174L166 173ZM208 172V173H207ZM224 172H225V174L227 173V176L225 177V174H224ZM264 172V171H263ZM65 173H66V175H65ZM64 173V176H63V174H55V176H52V177H50V178H47L48 180L46 181V182H48V185L50 184L51 185V187H49L47 184H45V181L43 182V186H42V192H40L41 191V188L38 190V192H40V193H38L37 195H36V192L34 193V195H36L35 196V198H34V195H33V197H32V195L30 196L31 198H28V199H26V200H28V201H26L25 200V202L23 201V204L24 205H22V201H18V202H14V203H11V204H9L8 206H7V212L6 213H4L3 212V214H1L0 216V219L2 220L1 221V226H0V228H2V229H0V234L1 235H3V236H1V238L0 239H2V237L4 238V239H2V241L3 242H5L6 241V243H4V244H2L3 242L0 240V242H2L1 244L2 245H4L5 247L8 245V248L10 247V249H11V247H14V249H12V250H14V251H12V252H14V253H12L11 251H10V249H6L5 247H3V251H5V249L7 250V252L8 251H10L9 253H11V255L13 254V256H9V253H6V255H4L5 254V252H3L2 250H1V248H0V250L2 251V252H0L1 253V255H0V261H2V262H0V264L2 263V264H60V263H65V264H68V262L71 264V262L73 261V260H70V259H73V257H76V254H77V257L78 256H80L81 254H78V252L76 251V247L74 248V245H76V243H77V241L80 239L79 237L82 235L81 234V229L79 228V225L77 224L78 223V219H79V215H78V213H77V210H75V206H74V201L73 202H71V194H73L74 195V192L73 191H76L74 188H76L77 186H79V185H81L82 183L80 182V184L78 183V185L76 184V181H73V179L71 178L72 177V174L70 173H68V172H65ZM102 173H106L105 174V176H103V175H101ZM109 173H111V174H113L114 176L112 177V175H108ZM118 173V175H116ZM141 173V174H140ZM171 173V174H170ZM175 173V175H172V174H174ZM180 173V174H179ZM184 175V177H183V175ZM203 173V174H202ZM207 173V174H206ZM209 173H211L210 174V176H209ZM219 173H221L220 175H218ZM234 172H232V174H233ZM130 176H129V175ZM139 174V175H138ZM149 174V175H148ZM160 174H161V176H160ZM188 174V175H187ZM193 174V176L195 175V177L193 178V176H191V175ZM200 176H199V175ZM206 174V175H205ZM214 174H216V175H214ZM224 174V175H223ZM62 175V176H61ZM70 175V176H69ZM121 175V176H120ZM142 175V176H141ZM157 175V176H156ZM166 175V176H165ZM178 175V176H177ZM179 175H180V177H179ZM182 175V176H181ZM190 175V176H189ZM211 175L213 176V177H211ZM219 177H218V176ZM234 175H236V174H234ZM100 176H102V177H100ZM107 176H108V178H107ZM110 176V177H109ZM119 176V177H118ZM135 176V177H134ZM147 176V177H146ZM163 176H165V178L167 177V179H168V182L167 181H165V178L163 177ZM172 176L173 177H179V179L176 177L175 179L173 178V180H172ZM190 178H189V177ZM204 178H203V177ZM208 176H209V178H208ZM216 178H215V177ZM233 175H231V177H232ZM60 177V178H59ZM70 179L69 181H68V178ZM98 177H99V179H98ZM118 178V180H117V178ZM122 177H124V179L122 178ZM136 177H138L137 179H136ZM152 178L153 177V179H148V178ZM160 179H159V178ZM200 177V178H199ZM222 177L224 178L225 177V179H222ZM230 177V178H231ZM235 177H237V175L235 176ZM234 176H233V178L232 179H234L235 178ZM239 177V176H238ZM60 180H59V179ZM114 178V179H113ZM142 178V179H141ZM158 178V179H157ZM161 178H163V179H161ZM200 180H199V179ZM209 180H208V179ZM216 179V181H214L215 179ZM218 178H221V179H218ZM54 179V180H53ZM58 179V180H57ZM104 179H103V181H104ZM109 179V180H108ZM135 179V180H134ZM140 179V180H139ZM144 179H146V180H144ZM156 179V180H155ZM166 179V180H167ZM204 179V180H203ZM210 179H211V181H210ZM213 179V180H212ZM236 179V178H235ZM235 179L233 180V181H235ZM64 180V181H63ZM71 180H72V182H71ZM116 181V182H114V181ZM134 182H133V181ZM143 180H144V182H143ZM149 180V181H148ZM160 181V182H158V181ZM169 180L171 181L172 180V182H173V185H172V183H170L169 182ZM177 180V182H175ZM228 180V182H229V179H227ZM231 180V179H230ZM237 180V179H236ZM50 181H52L51 183H50ZM58 181H60V182H58ZM66 181V182H65ZM70 183V185L72 184V187L69 185V183ZM148 181V182H147ZM151 181H152V183H151ZM157 181V182H156ZM164 183H163V182ZM205 181L207 182L206 184H203V183H205ZM212 182L213 181V184L214 185H216V186H214L213 184H211V183H209V182ZM219 181V182H218ZM232 181V180H231ZM231 181H230V183H231ZM262 181H264V179L262 180ZM75 182V183H74ZM123 182V183H122ZM136 182V183H135ZM139 182V183H138ZM143 182V183H142ZM148 183V185H150V184H152V188H151V185H150V188L153 190H155V192H154V190L152 191V190H149V188H148V190H149V192L146 190H144L143 188H147V187H149V186H143L144 185V183ZM175 182V183H174ZM194 182V183H195ZM214 182H216V183H214ZM227 181H226V183L227 184H229ZM137 183L140 185V183H142L143 185V190L141 189V188H139V185L137 186ZM156 185H155V184ZM159 185H158V184ZM162 183V184H161ZM60 184V185H59ZM75 184V185H74ZM109 184H111V185H109ZM119 184V186H117ZM123 184H126V185H123ZM154 184V185H153ZM166 184H168V185H172L171 187H169L168 185H166ZM263 184V185H262ZM45 185H47L48 187H44ZM69 185V186H68ZM108 185H109V187H108ZM115 185H116V187H115ZM135 187H134V186ZM145 185H147V184H145ZM161 185V186H160ZM163 185H164V187L165 188H163ZM167 187H166V186ZM191 185H194L192 182H190V184H189V186L187 185L186 187H188V189H187V191H188V193H190V192H192V191H194V190H190V188L192 189L193 187H194V189H196V187H195V185L194 186H191ZM200 185V186H201ZM63 186V187H62ZM81 186H83V185H81ZM80 186V188H81V190H83V188H85V186L82 188ZM95 186H97V188L94 187ZM112 186V187H111ZM125 188H124V187ZM153 186H157V187H154L153 188ZM158 186H159V188H158ZM210 186H211V188H210ZM214 186V187H213ZM259 186H264V183L262 182L261 183V185H259ZM46 188V189H48V190H44V188ZM74 187V188H73ZM113 187H115V188H113ZM117 187H119V188H117ZM123 187V188H122ZM141 187V186H140ZM199 187V186H198ZM202 187V186H201ZM200 187V190H199V188L197 189V190H199V192L203 189V187L201 188ZM205 187V188H206ZM220 187H222V189H220V191H219V189L218 188ZM79 188V187H78ZM78 188H76V189H78ZM80 188L78 189L79 191H81L80 190ZM92 188V189H91ZM105 188V189H104ZM139 188V189H138ZM162 188V189H161ZM179 188H181V187H179ZM213 188V189H212ZM262 189V191L260 190V188H259V190L258 191H256V194H255V196L257 197L258 196V198H259V196L261 195L262 197H260V198H263V196H264V188L263 187H261ZM91 189V190H90ZM104 189V190H103ZM127 189V190H126ZM50 190V191H49ZM128 190H129V192H128ZM133 190V191H132ZM136 190V191H135ZM159 192H158V191ZM196 190V191H197ZM206 190V189H205ZM218 190V191H217ZM224 190H226V189H224ZM223 190V191H224ZM227 190H230L229 188L227 189ZM43 191H44V193H43ZM54 191H55V193H54ZM57 191V192H56ZM72 191V192H71ZM78 191V192H79ZM95 191V192H94ZM125 191H126V193H125ZM140 191H144V192H141V194L143 193L144 195L146 194V193H148V194H146L145 196H144V198H143V194L141 195H138V198L141 200V197L143 198L141 201L139 200V199H137V197H134L135 195L137 196V192H139L140 193ZM152 191V192H151ZM163 193H161V192ZM177 191V190H176ZM175 190L173 191V192H176ZM182 191V190H181ZM203 191H204V189H203ZM10 192H14L13 193V195L10 193V195H11V197H13V199H14V197L16 196V192L15 191H10ZM71 192V193H70ZM92 192H93V194H92ZM107 192V193H106ZM109 192V193H108ZM116 192V193H115ZM132 192V193H131ZM158 192V193H157ZM199 192H197V194L199 193ZM216 192V193H215ZM217 192H220V193H217ZM229 192V191H228ZM259 192V194L260 195H258L257 193ZM53 193V194H52ZM96 193V194H95ZM119 193V194H118ZM130 193V194H129ZM138 193V194H139ZM150 193V194H149ZM155 195H154V194ZM157 193V194H156ZM159 193H161V194H159ZM193 193V192H192ZM194 193H195V191H194ZM193 193V194H194ZM212 193V192H211ZM233 193V192H232ZM261 193H263V195L261 194ZM121 194V195H120ZM124 195V197H123V195ZM134 194V195H133ZM153 194V195H152ZM169 194V197L171 196V195H173L172 194V191H170V193H168ZM171 194V195H170ZM195 194L196 196H199V197H201V193H200V195L198 194ZM234 194V193H233ZM232 194V195H233ZM40 195V196H39ZM93 195V196H92ZM95 195V196H94ZM109 195V197H107L106 198V196H108ZM111 195V196H110ZM121 197H120V196ZM130 195H132L133 196V198H132V196H130ZM202 195V196H203ZM218 195V196H217ZM231 195V196H232ZM53 196V197H52ZM61 196V197H60ZM117 196V197H116ZM129 196H130V198L132 199H130L129 198ZM150 196H152L151 197V199H152V202H150L151 201V199L149 198ZM160 196V197H161ZM174 196H175V193H174ZM212 196V197H211ZM234 196V195H233ZM119 197V199H115V198H118ZM126 197V198H125ZM128 197V198H127ZM145 197H148V198H146L145 199ZM164 197V196H163ZM168 197V196H167ZM176 197V196H175ZM175 197H173L174 199V201L172 202V200H171V198L172 197H170V198H168L169 200H171V205H170V210H169V217L166 219V222L167 221H169V224H165V226L163 227V228H165L164 230H170L169 228H172V226L173 225H171L170 223H173L174 222V228L173 229H171L170 231H173L174 229H175V227H178V228H180L179 230H178V232H177V230H176V233L175 232H173V233H167L168 235H171V234H173V236L174 235H176V237L175 238H177V237H179V236H182V235H184V234H186L187 232L185 231L186 229L183 227V223H185V222H180L181 220L180 219H178V218H180L181 216H182V218H183V216H185L184 215V208H186V206H185V204L184 205H181V207H182V209H181V207L179 206L180 204H182L181 203V199H177V198H175ZM44 198V199H43ZM64 198V199H63ZM93 198V199H92ZM95 198V199H94ZM99 198V197H98ZM121 198V199H120ZM123 198V199H122ZM125 198V199H124ZM198 198V197H197ZM196 197H195V201H197V200H200V198L199 199H197ZM218 198H217V201H219L218 200ZM12 199V200H13ZM32 199V200H31ZM58 199V200H57ZM60 199V200H59ZM129 199V200H128ZM135 199V200H134ZM136 199H137V201H136ZM161 199H164V198H162L161 197ZM212 199V200H213ZM76 200V199H75ZM79 200V199H78ZM100 200H102V202L100 201ZM115 200H118V201H116L115 202ZM126 200H127V202H126ZM145 200V201H144ZM203 200V198L200 200V201H202ZM204 200H206V199H204ZM203 200V201H204ZM17 201V200H16ZM69 201V202H68ZM105 201V202H104ZM122 201V202H121ZM123 201H125V202H123ZM129 201V202H128ZM183 201V200H182ZM192 201V200H191ZM100 202V203H99ZM133 202H135V203H133ZM139 202V203H138ZM144 202H148V203H144ZM192 202H194V200L192 201ZM16 203V204H15ZM18 203V204H17ZM31 203V204H30ZM69 203H71L72 204V206H73V208H72V206H71V204L69 205ZM77 203V200H76V202H75V204ZM113 203V204H112ZM14 204V205H13ZM102 204V205H101ZM120 204H122L121 206H123V207H121L120 206ZM125 206H124V205ZM132 204H134V205H132ZM26 205V206H25ZM28 205V206H27ZM43 205V206H42ZM101 205V206H100ZM105 207H104V206ZM112 205H113V207H112ZM116 205H117V207L118 208H116ZM121 207V208H119V206ZM139 205V206H138ZM143 205V206H144ZM12 206V207H11ZM33 206V207H32ZM57 206V207H56ZM59 206V207H58ZM70 206V207H69ZM110 207L109 209L110 210H108L107 209V207ZM143 206H141V209H145V206L143 207ZM183 206H185V207H183ZM9 207V208H8ZM20 207V208H19ZM22 207H24V208H22ZM28 207V208H27ZM29 207H31V208H29ZM54 207V208H53ZM66 207V208H65ZM70 209H69V208ZM75 207V208H74ZM89 207H91V208H89ZM115 207V208H114ZM138 207V209H136ZM147 207H146V210H148L147 209ZM148 207V208H149ZM14 208V209H13ZM65 208V209H64ZM93 208V209H92ZM104 208H106V209H104ZM112 208V209H111ZM114 208V209H113ZM18 211H17V210ZM89 209H91V211L89 210ZM184 209V210H183ZM34 210V211H33ZM105 210H107V211H105ZM121 210V211H120ZM179 210H182V211H180V212H183V215H181V213L179 212ZM9 211V212H8ZM21 211V212H20ZM65 211V212H64ZM68 211H70V212H68ZM89 211V212H88ZM110 213H112L113 214V212H114V216L112 215V214H110ZM186 211V210H185ZM15 212V213H14ZM73 212V213H72ZM106 212V213H105ZM188 212V211H187ZM67 213V214H66ZM181 215H179V214ZM189 213V212H188ZM29 214V215H28ZM100 214V215H99ZM108 214H109V216H108ZM178 214V216H177V219H175V221H170V220H174V217L176 218V215ZM185 214H186V212H185ZM191 214V213H190ZM190 214H186V216L188 217V219H186L187 221L186 222H188L189 220H190V218L189 217H192ZM9 215V216H8ZM39 215V216H38ZM58 215V216H57ZM103 215V216H102ZM116 215V216H115ZM190 215V216H189ZM180 216V217H179ZM16 217V218H15ZM42 217V218H41ZM70 217V218H69ZM98 217V218H97ZM113 217V218H112ZM186 217V218H187ZM27 218V219H26ZM64 218V219H63ZM73 218V219H72ZM104 218H105V220H104ZM108 218H110V219H108ZM181 218V219H182ZM193 218V217H192ZM202 219L204 220L205 218H201V221H202ZM45 222H44V221ZM52 220V221H51ZM69 220V221H68ZM71 220V221H70ZM99 220V221H98ZM107 220V221H106ZM109 220L112 222H109ZM177 221H179V222H177ZM183 221H185V219L183 218ZM106 222H107V224L109 223V224H111V225H106L105 226V224H106ZM175 222H176V224H175ZM6 223V224H5ZM29 223V224H28ZM48 223V224H47ZM71 223V224H70ZM168 223V222H167ZM36 224V225H35ZM60 224V225H59ZM64 224H65V226H67V227H64ZM70 224V225H69ZM77 224V225H76ZM177 224H180L179 226H175V225H177ZM259 224H262V223H259ZM16 225H17V227H16ZM72 225V226H71ZM164 225V224H163ZM3 226V227H2ZM56 226V227H55ZM60 226V227H59ZM105 226V227H104ZM167 226H168V229H166L167 228ZM171 226V227H170ZM27 227V228H26ZM71 227V228H70ZM99 227V228H98ZM107 227H109V228H107ZM262 229H261V228ZM260 227H258L257 229L255 228V233H252L251 235H249V236H247L246 238H243V239H245V240H243V239H236L235 238V240L234 241H232V243H231V249L228 251V253H227V251H225V252H223L224 251V249H221V251L218 253L217 251H214L213 252V250H211L210 252H208L204 257L205 258H203L204 260V262H203V264H205V262H209L208 264H212V262H213V264H227V263H224V262H228L229 261V263L230 264H240V262H241V264L242 263H244V264H264V224L263 225H261ZM15 228V229H14ZM29 228V229H28ZM40 228V229H39ZM73 228V230H72V233L71 232H68V231H71L70 229H72ZM101 228V229H100ZM182 228H183V230H182ZM62 229V230H61ZM66 229V230H65ZM259 229V230H258ZM7 230V231H6ZM68 230V231H67ZM110 230V231H109ZM163 230V231H164ZM9 231V232H8ZM13 231V232H12ZM65 231H67V232H65ZM180 231H181V234H180ZM262 231V232H261ZM24 232V233H23ZM27 232V233H26ZM64 232V233H63ZM102 232V231H101ZM165 232V231H164ZM164 232H163V234L162 235H164V239H166V238H170V236H166L167 234H166V232H165V234H164ZM184 232V234H182ZM186 232V233H185ZM257 232V233H256ZM260 232V233H259ZM3 233V234H2ZM68 233V234H67ZM179 233V234H178ZM263 233V234H262ZM6 234H7V236H6ZM71 234V235H70ZM81 234V235H80ZM66 236V237H64V236ZM75 235V236H74ZM78 235H80V236H78ZM263 235V236H262ZM11 236V237H10ZM31 236V237H30ZM42 236V237H41ZM50 236H52V237H50ZM56 236V237H55ZM57 236H58V238H57ZM67 236H69L68 238H67ZM71 236V237H70ZM172 235H171V237L174 239V237H173ZM34 237V238H33ZM73 237H75V238H78V239H76L75 240V238H73ZM163 237V236H162ZM262 237V238H261ZM15 238H17V239H15ZM32 238V239H31ZM73 238V239H72ZM254 238V239H253ZM15 239V240H14ZM20 239V240H19ZM43 239V240H42ZM173 239H169V240H173ZM39 240V241H38ZM68 240H70V241H68ZM74 240H75V242H74ZM15 241V242H14ZM20 241V242H19ZM174 241V240H173ZM24 242V243H23ZM67 242V243H66ZM251 242V243H250ZM254 242V243H253ZM20 243V244H19ZM32 243V244H31ZM70 243V244H69ZM73 245H72V244ZM9 244H11V246H9ZM36 244V245H35ZM39 244V245H38ZM67 244H69V245H67ZM13 245V246H12ZM56 245V246H55ZM72 245V246H71ZM17 246V247H16ZM59 246V247H58ZM67 246H69L68 248H70L71 249V251H70V249H68L67 248ZM71 246V247H70ZM262 246V247H261ZM0 247H1V245H0ZM18 247H20V248H18ZM21 247H22V249H21ZM62 247H64V248H62ZM73 247V248H72ZM250 247V248H249ZM58 248V249H57ZM60 248V249H59ZM234 248V249H233ZM20 250V251H18V250ZM35 249V250H34ZM38 249V250H37ZM64 249H66V250H64ZM251 249V250H250ZM263 249V250H262ZM16 250H17V252H16ZM41 250V251H40ZM59 250V251H58ZM61 250V251H60ZM162 250V251H161ZM161 250H160V252H163L164 251V249L163 248H161ZM46 251V252H45ZM74 251V252H73ZM257 251V252H256ZM21 252L23 253V254H21ZM36 252H38V254L36 253ZM60 252H62V253H60ZM69 253V255H71V256H69V255H67L68 253ZM72 252V253H71ZM2 253H3V255H2ZM54 253V254H53ZM65 253V254H64ZM210 253H214L213 255H211ZM216 253V254H215ZM222 253H225V254H222ZM227 253V254H226ZM262 253V254H261ZM21 254V255H20ZM27 254V255H26ZM47 254V255H46ZM51 254H53V255H51ZM58 254V255H57ZM61 254V255H60ZM220 254V255H219ZM228 254L230 255V257L232 258V259H234L235 257V260H233V263H232V261H231V258L230 259H228L227 257H229L228 256ZM240 254V255H239ZM258 254V255H257ZM18 255H20L19 257H18ZM37 255V256H36ZM56 255H57V257H56ZM66 255V256H65ZM73 255V256H72ZM208 255H210L209 257H208ZM227 255V256H226ZM263 255V256H262ZM6 259L7 257V259L5 260V259H3V257ZM41 256V257H40ZM69 256V257H68ZM215 257V261L217 260H219V258L222 256V259H224V260H226V261H224V262H222L223 260L222 259H220V261H221V263H220V261H219V263L217 262H215L214 263V258L213 257ZM242 256V257H241ZM9 257H10V259H9ZM12 257V258H11ZM17 259H16V258ZM26 257V258H25ZM61 257V258H60ZM77 257H76V259H77ZM225 257V258H224ZM241 259H243V260H241ZM3 260H2V259ZM47 258V259H46ZM79 258V257H78ZM80 258H81V256H80ZM79 258V259H80ZM209 258V259H208ZM228 260H227V259ZM258 258V259H257ZM13 259V260H12ZM49 259H51V260H49ZM52 259H53V261H52ZM61 259V260H60ZM67 259V260H66ZM79 259H77V260H79ZM211 259H213V260H211ZM12 260V261H11ZM22 260V261H21ZM27 260V261H26ZM36 260V261H35ZM54 260H56V261H54ZM66 260V261H65ZM77 260H75V261H77ZM207 260V261H206ZM209 260V261H208ZM240 260V261H239ZM41 261V262H40ZM60 261V262H59ZM62 261V262H61ZM65 261V262H64ZM71 261V262H70ZM212 261V262H211ZM231 261V262H230ZM245 261V262H244ZM9 262V263H8ZM57 262V263H56ZM74 262V261H73ZM228 263V264H229Z\"/></svg>",
    "mask_w": 264,
    "mask_h": 264
}]
</instances>
